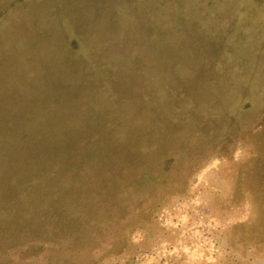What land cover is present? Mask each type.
I'll use <instances>...</instances> for the list:
<instances>
[{
    "label": "rangeland",
    "instance_id": "374dc122",
    "mask_svg": "<svg viewBox=\"0 0 264 264\" xmlns=\"http://www.w3.org/2000/svg\"><path fill=\"white\" fill-rule=\"evenodd\" d=\"M0 111L3 133L16 124L17 137L34 136L41 121L93 158L112 137L133 135L173 169L190 163L187 195L168 192L150 219L155 233L129 230L116 243L113 206L130 200L89 185L86 169L56 204L54 182L34 180L27 195L26 182L0 179V264H45V231L72 250L94 240L98 264H264L227 245L252 206L222 218L208 205L225 165L264 153V0H0ZM178 171L173 184L186 185ZM120 245L131 256L106 254Z\"/></svg>",
    "mask_w": 264,
    "mask_h": 264
},
{
    "label": "trees",
    "instance_id": "16d2710c",
    "mask_svg": "<svg viewBox=\"0 0 264 264\" xmlns=\"http://www.w3.org/2000/svg\"><path fill=\"white\" fill-rule=\"evenodd\" d=\"M31 119L34 118H28V121ZM18 128L19 125L16 124L8 125V131L3 133V125L0 123V179H10L14 184L18 181L26 182L23 183L21 192H27V195L31 193L30 187L34 180L54 182L58 189L51 197L56 204L59 203L60 187L68 186L64 196L71 197L73 192H76L75 185L86 169L85 176L89 177V185L96 186L97 183H102L103 185H100L104 189L102 190L104 195L116 198L127 194L125 196L130 200L123 208L113 206L114 211L118 209L122 211L118 216L112 211L110 217V226L116 230L113 236L115 243L123 241L130 234L129 230L131 232L141 230L152 236L155 233L152 229L156 224L152 225L150 219L171 200L169 196L174 190H178L174 195L176 198H184L187 195L189 172L186 166L190 163L178 164L173 169L174 160L167 159L162 162V152H157L152 144L147 145L141 137L114 136L108 140L110 145L108 152L93 158L80 151L79 147H75L76 139L67 135L65 128H61L63 130L59 134L55 132L46 134L42 132L43 124L40 121L34 136L29 135L32 138L25 133L17 137L14 131ZM9 131H12L14 137H10ZM17 167H21L20 171ZM24 168L29 170V174L24 173ZM177 171L181 181L186 185L178 181L177 184L181 187L173 184ZM222 172V192L210 198L209 210L215 216L227 218L245 204L252 206L253 212L248 221L235 224L228 229L227 245L232 252L243 254L250 252L249 260L253 258L264 260V153L258 154L257 160L251 157L239 162H229ZM7 174L10 175L6 176ZM137 190H140L137 194L138 199L133 195ZM170 190L171 194L168 193ZM153 198L155 199L151 202ZM55 210L60 211V206H56ZM60 239H65L60 238V233L45 231L42 242L48 245L45 264H58L62 256L67 260L66 264L99 263L100 247L94 240L91 239L85 245L72 250L68 245L58 246ZM21 245L23 243L19 244L18 250H23ZM124 249L121 245L114 246L106 254L109 257L120 254L131 256V252ZM8 250L6 247L3 248L5 253ZM36 254L32 255V258ZM73 256L76 257L72 259ZM245 261L246 257L240 256L233 258L231 264H246ZM129 264H133L132 258Z\"/></svg>",
    "mask_w": 264,
    "mask_h": 264
}]
</instances>
